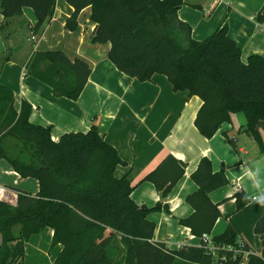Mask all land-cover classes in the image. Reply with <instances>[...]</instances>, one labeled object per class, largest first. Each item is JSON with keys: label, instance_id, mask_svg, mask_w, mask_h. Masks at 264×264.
I'll return each instance as SVG.
<instances>
[{"label": "trees", "instance_id": "trees-1", "mask_svg": "<svg viewBox=\"0 0 264 264\" xmlns=\"http://www.w3.org/2000/svg\"><path fill=\"white\" fill-rule=\"evenodd\" d=\"M56 0H0L4 22L0 31L8 38V20L33 10L38 30L51 19ZM72 13L65 28L75 31L80 12L90 7L95 24L92 44L110 45L108 59L129 78L147 82L154 75L167 77L174 92L198 96L202 104L194 124L210 139L242 113L244 133L264 151V57L240 58L237 43L222 24L210 37L198 41L190 26L178 18L183 0H68ZM263 17L262 13L258 19ZM91 68L86 61L70 59L62 51H33L25 74L46 84L55 97L77 100L88 82ZM31 105L16 107L14 93L0 84V160L6 161L20 178L38 182L35 195L18 190L16 207L0 202V264H8L10 243L21 244L46 229L53 231L52 247L62 246L54 264H240L232 252L225 260L204 249L184 246L169 250L153 241L156 223L152 212L167 210L162 201L183 179L186 164L166 154L139 183H152L161 200L152 208L133 201L134 186L127 175L115 176L123 159L108 144L95 125L85 133L69 132L58 141L51 129L30 123ZM197 190L185 201L193 213L179 220L193 236L210 235L221 216L220 204L210 194L229 185L225 171H212L203 157L191 175ZM236 211L248 204L242 192L233 195ZM254 232L264 238V213ZM118 236V238H115ZM114 238V239H113ZM213 242L234 246L238 235L228 226ZM120 257H118V252ZM222 252V251H221ZM222 252V253H224ZM245 264H264L250 253Z\"/></svg>", "mask_w": 264, "mask_h": 264}, {"label": "crops", "instance_id": "crops-1", "mask_svg": "<svg viewBox=\"0 0 264 264\" xmlns=\"http://www.w3.org/2000/svg\"><path fill=\"white\" fill-rule=\"evenodd\" d=\"M56 1L52 18L38 30L34 28L37 17L33 10L25 8L21 15L8 20V38L0 31V84L14 93L17 109L22 101L28 102L30 123L49 127L54 141L69 132L85 133L95 125L125 162V166H118L115 176L127 175L134 186L131 197L140 205L152 208L161 200L152 183L139 181L166 154L184 162L186 174L162 201L168 211L152 212L148 217L156 223L153 241L165 244L169 250L196 247L199 242L179 220L193 213L185 201L197 190L191 175L201 158L208 157L212 171L222 169L229 181V185L210 194L211 201L220 204L221 216L209 236H218L231 226L248 251L264 260V238L254 232L264 213V155L259 153L254 138L245 134L244 128L235 134L231 122L223 124L210 139L204 138L194 124L202 104L198 96L174 92L164 75H154L147 82L129 78L109 61L108 43L92 44L95 24L91 8L80 12L76 30L69 31L65 24L73 9L68 0ZM183 1L178 18L190 26L193 40L202 41L225 24L229 37L240 48L242 61L247 62L250 56L264 57V0ZM260 13L263 17L258 19ZM3 22L0 3V26ZM24 31L37 37L35 42L28 39L35 44L33 51H62L70 59L89 64L91 73L77 100L55 97L46 84L25 74V64L33 52L24 53L15 41ZM237 114L243 115L232 114V122H241ZM0 162L7 164L0 163V184L20 190L16 187L22 181L20 176L6 161ZM11 182L14 186L9 185ZM38 190L37 182V189L30 194ZM236 192L248 199V205L240 211H236L233 198ZM52 236L53 231L46 229L24 244L10 243L8 264H54L62 246L52 247Z\"/></svg>", "mask_w": 264, "mask_h": 264}, {"label": "built area", "instance_id": "built-area-1", "mask_svg": "<svg viewBox=\"0 0 264 264\" xmlns=\"http://www.w3.org/2000/svg\"><path fill=\"white\" fill-rule=\"evenodd\" d=\"M32 42L37 41V37L33 34V36L30 39ZM19 191L17 189H14L9 186H3L0 184V202L4 204H8L10 206L16 207L18 200H19ZM196 247L200 249H204L207 253L211 254L213 257L219 259L222 258V260H225L226 253L224 250L228 252H232L233 259L239 257L240 258V264H245L247 262L248 256L250 254V251H248L246 243L242 240H237L235 245L232 246H221L216 245L213 242V238L209 235H203L201 239H199L198 244ZM224 253H222V252Z\"/></svg>", "mask_w": 264, "mask_h": 264}, {"label": "rangeland", "instance_id": "rangeland-1", "mask_svg": "<svg viewBox=\"0 0 264 264\" xmlns=\"http://www.w3.org/2000/svg\"><path fill=\"white\" fill-rule=\"evenodd\" d=\"M19 34V33H18ZM31 38V35L28 34L27 31H24L23 33H20L19 35H17L15 41H16V44H18L21 48V50L24 52V53H32L33 52V47L35 46L34 43H31L28 41V39ZM10 45V44H9ZM25 55V54H24ZM236 117H239V119H241V122H232V120H230L231 123H233L234 125V128H235V134H238V131L240 130H243V128H245L246 126V122L243 121L244 120V117L243 115L241 114H237ZM260 138L262 139V143H263V146H264V131H262L260 133ZM258 148V151L260 154H263L264 155V151L261 152L259 147L257 146ZM1 164H6L4 162H0ZM7 165V164H6ZM0 174H1V167H0ZM9 181H12L11 179H9ZM9 185L11 186H14V184L11 182ZM17 188H19L20 190L23 191L26 190L27 192L29 193H32L34 194L35 190L37 189V182L34 180V179H31V178H22V181H20L19 183V186H16ZM248 205V204H247ZM246 205V206H247ZM245 206V207H246ZM244 207V208H245ZM243 209V208H242ZM241 209V210H242ZM240 211V210H239ZM119 257V256H118Z\"/></svg>", "mask_w": 264, "mask_h": 264}]
</instances>
